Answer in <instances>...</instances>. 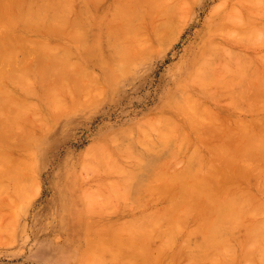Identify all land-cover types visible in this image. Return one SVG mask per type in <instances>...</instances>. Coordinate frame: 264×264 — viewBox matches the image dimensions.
Listing matches in <instances>:
<instances>
[{
  "label": "rangeland",
  "instance_id": "374dc122",
  "mask_svg": "<svg viewBox=\"0 0 264 264\" xmlns=\"http://www.w3.org/2000/svg\"><path fill=\"white\" fill-rule=\"evenodd\" d=\"M24 1L0 0V82L10 94L0 93V264H87L86 257L95 251L111 260L109 247L116 251L112 264H172L170 255L185 234L177 237L172 249L159 251V239L146 241L138 231L123 230L122 222L141 214L156 215L158 230L166 229L184 201L192 205L187 227L198 226L213 206L208 200L224 185L249 195L254 205L257 199L264 200V0H167L169 14L158 9L152 13L144 5L146 12L135 21L137 39L149 43L146 52L127 72L110 77L99 65H89L99 82L84 80L83 85L95 87L94 92L83 86L86 93L81 95V89L80 99L76 91L64 94L59 110L53 108L57 112L40 98L42 89L62 76L51 63L55 56L44 55V46L51 54L64 46L62 51H71L69 60L79 61L69 32L73 29L67 30L66 24L42 26L37 19L40 23H34L40 25L29 24L18 17H14L18 23L11 24ZM121 1H100L105 21L113 18ZM78 7L76 3L72 17ZM89 39L94 37L90 34ZM105 43L101 47L108 53L111 48ZM25 67L31 69V95L22 92L15 79ZM214 78L231 84L218 85ZM173 99L191 101L201 119L183 113ZM20 101H30L23 104L26 111H16ZM19 115L22 120L17 124ZM161 119L168 123L159 127L172 124L170 136L177 144L180 141V151L171 154L163 149L161 165L151 168L134 194L141 195L140 206L132 198L123 202L115 166L134 167L131 152L143 159L151 155L139 131L157 140V128L150 127ZM29 138H34L32 145ZM154 149L161 150L159 143ZM194 151L200 158L192 174L173 177L183 171ZM162 163L165 168H160ZM108 184L119 190L108 191ZM92 203H97L95 208ZM244 233V228L237 230L238 236ZM142 240L144 252L136 248ZM186 257L181 253L174 264H199ZM240 258L229 257L227 264L248 263Z\"/></svg>",
  "mask_w": 264,
  "mask_h": 264
},
{
  "label": "bare ground",
  "instance_id": "6f19581e",
  "mask_svg": "<svg viewBox=\"0 0 264 264\" xmlns=\"http://www.w3.org/2000/svg\"><path fill=\"white\" fill-rule=\"evenodd\" d=\"M41 1L42 0L39 1L40 3L38 2L36 4L37 1L29 0L28 3L26 4V6H24V3L27 2V0H26L23 3L24 7L22 6L19 11L17 10V14L15 12L16 15L14 14V16H13V14L11 13L12 15L10 14L11 17L10 16L9 17L12 18V16H13V19H14V17L15 18L18 17V18L22 19V21H26L29 24H35L36 22L34 23V21H37V20L42 21V23H43L42 26L44 25V22H45V24H47L49 26L57 25V27H58V25L62 26V24L68 25L67 30H68V28L73 29V30L69 29V32L70 31L72 32L71 33L72 37L71 36L70 37L73 39V41L76 42L78 54L81 57V59L79 61H76L74 63L73 61L69 60V55L71 54L70 53L71 51H69L70 49L67 50L68 48L67 49L65 48L66 50L62 51L64 48V46H63V47L57 48V53L51 54V50L48 48V46L47 45L44 46L45 47L44 53H46L44 55L46 57L47 56L51 57L52 55L55 56V60L52 59L53 57L50 58L52 60L51 63L53 61L55 62V70H57V72L62 75L59 80H56L55 83H53V85H51L49 87L47 86L48 88L46 87V89L43 88L42 89L43 93L40 96V98L43 101H45V103L47 102L46 108H48V106H49V109H51L50 107H52L53 112H57V110H55L53 108L57 107V109H58V105L61 106L60 102L62 100H64V98L62 97L64 94H69L70 91H73V92L76 91L75 92V93H77L76 98L78 99V95H79V99H80L81 95H84L86 93L85 90L82 89L85 86L88 87V85H85V86L83 85V84H87L86 82H84V80L94 81L96 79L94 72L92 73V71L89 70L91 67L89 65H91V64L92 65L93 64L99 65L103 69L104 73H106L107 77H110V76L115 75V74L127 72L130 64L134 63V61H136L137 59H140V57L143 55V53L146 52L145 49L149 48L148 47L149 43H147L143 39L142 40L137 39V37H136V32L138 31V28H137L138 25L136 24V22L138 21V19H140L139 16L141 17V13L143 11L146 12L145 10H143V8H145V9L147 8V7H144V5L145 6L148 5V10L151 12H152V10L155 11L156 9H158L159 11L164 12L165 14H169V11H170V5L167 3V0H122L119 3L120 6L118 5L119 7H117L118 9L115 7L117 10H115V12L113 14V18L110 20L112 24L110 25V27H108L107 25L110 21H105V18H104L105 16H103V14H105V13H101V9H100L102 7V5L100 4L101 0H44L43 2H41ZM76 3H78L79 7L75 11V16L72 17L71 13H72L74 5ZM167 4L169 6H167ZM105 7H107V6H105ZM154 11L152 13H155ZM175 14H178V13L176 12ZM179 14H181V13H179ZM105 15H107V13ZM34 19H37V20H34ZM10 20H11V22H13L11 24H14V22H16L15 21L16 19H14V21H12V19H10ZM115 20L116 21L119 20V23H118V21H117V23L114 22ZM135 20H137V21H135ZM19 21H21V20H19ZM38 21H37V23H40ZM113 22L118 24V25L115 26L113 24ZM16 23H18V21ZM37 25H40V24H37ZM62 27H64V26H62ZM59 28H60V26H59ZM67 30L65 33L62 30L63 33H61V34H66V36H68L69 32H67ZM90 34H91V38L94 37L93 41L91 39H89ZM160 40H161V38L158 41H160ZM102 41L106 42L105 43L106 46H109L111 48L110 52L106 53L105 51H103V49L101 47ZM46 42H48V40H46ZM67 47H69V46H67ZM53 48L54 47H52V49ZM59 49H60V51H59ZM74 52H76V51L74 50ZM52 53H54V51ZM30 70L31 69H28L27 67L22 68L21 70H19L16 73L15 79L17 81V85L20 86L19 87L20 90L21 91L24 90L25 92H29L31 95L32 93H34V89H33L32 80L30 79V74H31ZM234 71H233V74H234ZM236 71H238V70H236ZM236 74L238 75L237 72L234 75H236ZM214 76H216V75H214ZM5 77L8 78L9 76L7 75ZM98 79L99 78H97L96 80L98 81ZM214 81L217 82L218 85L221 82L223 83V79H222V81L221 80L218 81L217 79L214 78ZM229 82L225 83V81H224V83L223 84L221 83V84L224 86L225 84H227ZM1 83L2 82H0V85L3 86L2 85L3 83L2 84ZM95 83H93V84H95ZM230 84H231V82H230ZM1 86H0V93L5 94V95H10L8 93V88L6 86H3V88H2ZM5 87L7 89H5ZM87 87H85V89H87ZM227 87H229V85ZM93 88H95V87H92V88L90 87L91 90L89 89V91L94 92ZM81 89L84 90V92L80 91ZM97 90L95 89V91H97ZM24 91H22V92H24ZM73 92H70V93L74 94ZM78 92L79 93L83 92V94L80 95ZM24 94H26V93H24ZM19 97L20 96H18V98ZM61 98H62V100H61ZM20 99L23 100V97H21ZM25 100H27V98ZM173 100L177 104V106L179 108H181L183 113L191 116V118H193V119L195 118V120H196V118L201 119L200 117H198L199 112L197 111V109L195 108V106L192 104L191 101L186 100V101L181 103V101H179L178 99H173ZM25 102L27 104L30 101H24V102L22 101L21 103H19L20 104L19 107L16 105L17 110L16 109L15 110L19 111L21 108H23L26 105ZM23 104H25V105H23ZM46 104H45V106H46ZM64 104H66L65 101H64ZM31 107L33 109L34 105L33 106L31 105ZM38 107H35L34 111L36 113H38L40 111V109H38V112H37ZM61 108L64 109L65 106L64 107L62 106ZM63 109H61V111H64ZM21 110H20V112H21ZM23 110L26 111L27 109L25 110L23 108ZM16 111H15V113H16ZM196 111L198 114L196 113ZM16 114L18 115V113H16ZM39 116H41V114H39ZM18 117L17 118H18L19 123L17 122V124H20L21 123L20 119L22 120V118H20V115ZM46 119H48V117ZM16 121H13V122L16 123ZM10 122H11V120H10ZM162 122H163V124L168 123V122H164L163 119H161L158 123L154 122L153 124H151V127H150L152 129L157 128V131H158L157 135L159 137V138L157 137V140H152V138L145 136L146 132L144 134V133H142V130L139 131V132H141V134L144 135V139H146L145 144H143V143L142 144L144 145V147L146 146V148H149V150L151 151L150 156H148L146 159H143V157L141 155L140 156L135 155L130 151L131 153L130 152L129 153L131 154V156L128 154L129 157H134L136 159V164L134 167L128 168L124 165L123 166H121V165L115 166L117 164L112 166V167L115 166V169L120 173V175H119L120 177H118L119 179L117 178L118 180H116V182L119 181L118 187H121L120 191L118 192L121 194L120 195L121 197L119 199H122L123 202L124 201L126 202L128 199L132 198V200L134 202L135 201L138 202L139 205H137V207L140 206V203H142V200L140 198L141 195L139 194L140 197H136V195H134V194L137 191V189H139L137 187L139 185H142L145 182V181H143V183L140 184L142 182L143 178L146 179L145 176H147L148 173L151 172L150 171L151 168L154 166L159 167V164L161 165V163H160L162 160L161 157H162V155L166 154L163 152V149H168V152H170V153L172 152L174 154L176 152L180 151V148H181L180 141L177 144L171 138L172 135L170 136L171 131L174 130V129H172V124L169 123L168 126L162 128V127H159L162 125ZM44 123L46 124L45 120H44ZM48 123H49V121H48ZM27 131H29V130H27ZM27 131H25L24 134H26ZM28 135H29V133H28ZM24 136L26 137L27 135H24ZM32 136H34V135H31V137ZM34 138H35V136H34ZM34 138L33 139L29 138L31 140L30 141L31 144L29 143L30 145L33 144L32 141H34ZM28 142H29V140H28ZM156 143H159V146H161V150L155 151L154 148H155ZM29 144L27 145V147L29 146ZM29 147H31V146H29ZM127 153L125 154L126 157L128 156ZM95 154L98 155L96 152H95ZM174 156H177V155H173V157ZM199 158H200V156H199L198 152L194 151L191 154V156L188 158V163L186 164L183 171L173 173L171 175H173V177H177V178H186L187 176L192 174L194 167L198 166L197 160ZM195 161H196V163L194 165ZM114 163H116V162H114ZM164 166H166V165L164 163H162V166L160 168H162ZM111 169H113V168H111ZM22 170L24 171L25 168ZM113 171H115V170H113ZM158 172H159V169H158ZM164 172H165V170L162 171L161 173L165 174ZM22 174H24V173L22 172ZM27 175H28V170H27ZM25 178L27 179L26 176H25ZM29 178H31V177H29ZM261 178H262V186H263L262 191L264 192V170L261 173ZM15 184H17V182ZM24 185H26V184H24ZM112 185L115 186V182ZM23 186H21V188L25 189L24 188L25 186L24 187ZM17 187L18 186H16L15 188H17ZM19 188L20 187H18V190H19ZM112 188L115 191L116 190L115 188H117V187H115V188L112 187ZM112 188L109 185L108 191H110V189H112ZM117 189L119 190V188H117ZM4 190L2 189L3 192H4ZM15 190H17V189H15ZM118 190H116V191H118ZM21 191H22V193L24 192V190H21ZM136 193H139V192L137 191ZM106 194H108V192H106ZM20 195L21 194H19L18 196H20ZM87 195H88V193H87ZM8 196H10V195H8ZM114 196L117 197L115 194H114ZM93 197H95V196L93 195ZM115 197H114V199H115ZM88 198L89 197H87V199ZM11 199H13V198H11ZM111 199H113V198H111ZM251 199L252 198L249 195L245 196V194L242 193L241 191L230 189L229 186L224 185L223 188L218 191V194L216 196H214L213 198L211 197L210 200H208V201H212L213 206L210 208L208 213L206 211L203 213V215H202L203 221L198 226H193L192 228L187 227L186 223H187V220L189 219V213H191L192 205L190 203H187L184 201H183V203L182 202L180 203V205L181 204L182 205L181 206L179 205L180 207L178 206L176 213L174 215L172 214L169 222L165 226L166 229L163 228L162 230H158V229H161V228H157V227H159L158 226L159 217H157L156 215L155 216L154 215L153 216H146L145 214H141V215L134 217V218H129V220L127 219L124 223L122 222V224L120 226L122 227L123 230H124V228L129 229L128 230L129 232H131L133 230L138 231L139 233H141L144 236L146 241H152L156 238L159 239V241L156 244L157 246L161 247V248H159V251L162 248L164 250L172 249V247L175 244V241L178 239L177 237L181 234H185L186 238L184 239V241L183 242L179 241L180 242L179 249H176L170 255V256H173L172 264L175 263L174 260H176V258H177V260H179L181 253H185L189 260H192L193 262H196L199 264H227V262H230V261H228L229 257H232V256H236V257L240 256L241 257L240 259H242L243 261L245 260V262L248 260L247 264L252 263L253 261L254 262L252 264H254L255 262H256V264H264V218H263L264 200L262 198H261V200L257 199L256 204L254 205L252 203ZM105 200H103V201H105ZM88 201L90 202L91 200H88ZM101 202L102 201L100 200V204L103 203V202L102 203ZM127 202H129V201H127ZM144 203H145V201H144ZM95 204H97V203H95ZM95 204L92 203V205H94V208H95ZM105 204H106V202H105ZM107 204H109V203H107ZM97 210L98 209H96V211ZM154 228H157V229H154ZM240 228L245 229V233H244L243 237L241 235H239V236L237 235V230ZM125 231H126L125 233L128 232L127 230H125ZM158 231H160V232H158ZM177 242H178V240H177ZM137 244L132 245V246L136 247ZM141 244L137 245L136 248L138 250L144 252L142 250L145 247V245L143 244V240H142ZM143 245H144V247H143ZM157 246H155V248H157ZM152 248H154V246ZM144 250H146V249H144ZM155 250H157V249H155ZM237 250H239L240 253H238ZM108 251H109V253L112 254L111 260L113 262H115V260H116L115 252L116 251H114V249H112L111 247H109ZM108 251H106V252H108ZM133 252L135 253V250ZM163 252H165V251H162L160 253V255ZM157 254H158V252H157ZM132 255H136V253L132 254ZM138 255H139V253H138ZM162 255L164 256V254H162ZM158 257H159V254L157 255L156 259L157 260H159L160 258L162 259V257H160V258H158ZM86 260H88V263L90 262L91 264L96 263V262H98L100 264H112L111 260H105L104 257L100 253H98L97 251L90 252L88 254V256L86 257ZM157 260H156V262H157ZM249 260L250 261L252 260V261L249 262ZM158 262H160V260Z\"/></svg>",
  "mask_w": 264,
  "mask_h": 264
}]
</instances>
